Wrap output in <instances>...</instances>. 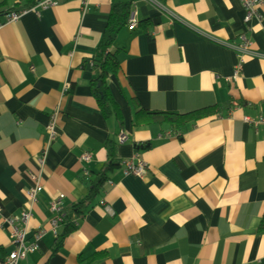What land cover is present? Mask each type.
I'll return each instance as SVG.
<instances>
[{
	"label": "crops",
	"instance_id": "obj_1",
	"mask_svg": "<svg viewBox=\"0 0 264 264\" xmlns=\"http://www.w3.org/2000/svg\"><path fill=\"white\" fill-rule=\"evenodd\" d=\"M43 1L0 8L33 3L13 22L0 14V264L15 249L5 219L29 208L28 242L43 236L18 264H264V0L261 21L239 0ZM125 2L137 26L117 36L121 65L107 78L118 120L92 82L112 6ZM208 107L181 128L135 120ZM111 143L120 165L80 215ZM127 161L143 175L126 174Z\"/></svg>",
	"mask_w": 264,
	"mask_h": 264
},
{
	"label": "trees",
	"instance_id": "obj_2",
	"mask_svg": "<svg viewBox=\"0 0 264 264\" xmlns=\"http://www.w3.org/2000/svg\"><path fill=\"white\" fill-rule=\"evenodd\" d=\"M6 0L0 1V8L5 6ZM40 3V2H39ZM36 6V4L34 5ZM33 7V3L28 2L23 6H16L11 9H7L3 12L5 18L10 16L11 14H18L25 10H28ZM132 13L131 3H115L112 6V10L108 19L107 26L103 33V38L98 46L97 57L95 59V66L98 68L97 79L92 82V86L94 87L95 95L98 99L99 107L101 108L102 113L107 117L111 114H116L118 120H121L122 113L120 107L116 104V102L112 99L110 95V88L108 86L107 78L111 73H116L119 70L121 65V59L119 57V51H113V46L115 40L122 29L127 25V22ZM1 23V22H0ZM2 24V23H1ZM227 107H230L231 104ZM223 108V106H217V110ZM231 108V107H230ZM215 108H206L200 109L196 111H192L189 113H173V112H157V111H146L143 109H138L136 112L135 120L136 122L143 121H153L160 120L170 123L172 126L181 128L182 126H186L192 121H196L199 118L205 116L212 112ZM214 112V111H213ZM108 144V163L104 166V168L100 171L97 179L93 183V187L91 193L87 198H85L82 202L74 207L75 211L84 215L86 211H88V207L95 196V191L99 190L100 186L107 180V173L114 166L120 165L119 160L116 158L115 154V144ZM95 190V191H94ZM70 219V216H66V221ZM70 225V223H69ZM68 225V226H69ZM261 227L264 229V219L262 221Z\"/></svg>",
	"mask_w": 264,
	"mask_h": 264
},
{
	"label": "built area",
	"instance_id": "obj_3",
	"mask_svg": "<svg viewBox=\"0 0 264 264\" xmlns=\"http://www.w3.org/2000/svg\"><path fill=\"white\" fill-rule=\"evenodd\" d=\"M239 1L242 3V5L244 6L246 10V17H245L246 21H251L253 19H257L261 21L262 17L259 13V7L262 4V0H239ZM58 2L59 0H44L43 2H40L37 6L38 7L55 6L58 4ZM83 3H84V6H86L88 3V0H83ZM37 6L34 7V10L38 8ZM21 13L11 14L10 16L6 18V22L8 23V22L15 21L16 19H18ZM136 15H137L136 11H132L130 18L128 20V23H127L130 29H134L137 26ZM2 25L3 24L0 23V27ZM241 39H242L241 49L246 50L247 48H249L248 40L244 36H242ZM91 65H93V63ZM259 122L264 123V118L260 119ZM48 130L51 136L55 134L56 132L55 121L48 125ZM124 139H125V136L122 135L120 137V140H124ZM84 159L89 160L90 155L89 154L84 155ZM144 172H145V165L142 162H139V163H134L133 161L125 162V173L126 174L128 175L135 174L138 176H142ZM35 178L37 180V183L34 186V188L31 189L29 193L34 204L38 200L39 193L43 190L42 184L40 183V177L38 176ZM63 197L64 195H60V197L54 200L52 204L53 210L58 214V217L53 219L51 222V225L53 228L57 227L60 219L62 218L61 213H62L63 207H62L61 200ZM102 204L104 205V202H102ZM31 216H32V211L29 208V209H25L24 211H22L18 217H11V218L5 219V221L8 223L9 227L11 228L12 239L15 244V249L14 251L10 253L8 258L2 264H18L19 261L27 257L28 253L34 251L37 248V243L42 238L43 232L40 231L35 235L36 241L34 243L28 242L27 230L30 224ZM1 227L2 225L0 224V228Z\"/></svg>",
	"mask_w": 264,
	"mask_h": 264
}]
</instances>
